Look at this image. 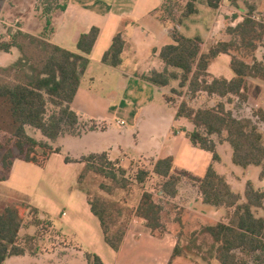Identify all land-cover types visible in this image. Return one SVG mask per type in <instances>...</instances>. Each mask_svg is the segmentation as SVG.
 I'll return each instance as SVG.
<instances>
[{
	"label": "crops",
	"instance_id": "crops-1",
	"mask_svg": "<svg viewBox=\"0 0 264 264\" xmlns=\"http://www.w3.org/2000/svg\"><path fill=\"white\" fill-rule=\"evenodd\" d=\"M16 2L13 0L11 6L3 0L0 5V41L8 40L16 30L34 35L42 30L44 20L36 13L34 5L28 3L24 9L23 3L21 6ZM163 2L69 0L65 10L54 15V31L47 39L72 52L80 53L77 49L80 34L93 27L98 29L91 52L86 55L88 66L70 104L81 121L93 123L96 128L80 135H60L53 143L60 147V152L52 153L43 166L14 159L8 176L0 181V212L5 204L16 205L17 200L23 199L38 210L40 219L50 223L49 227L63 240L57 242L62 243L57 247L48 246L49 249L38 253L8 257L3 264H87L85 252L97 254L104 264H167L177 243V231L172 225L180 226L178 218L183 228L191 221L199 224L194 232L205 224L226 222L234 211L233 206L215 207L204 203L197 186L183 179L178 186V194L166 206L172 215L166 222L167 231L162 235L152 233L146 227V221L133 211L123 241L119 249L114 250L104 241L100 222L90 210L87 191L78 186V177L85 167V163L79 160L91 153H105L109 161L125 170L132 169L138 160L149 162L148 173L157 179L160 178L153 169L158 159L172 157L175 171H186L196 177H203L212 165L226 178L231 190L240 195V202L246 201L248 182L255 190L264 193L262 167L234 165L228 143L217 146L218 161L213 160L211 152L191 144L186 132L192 129V124L185 118H175L183 96L166 99V96H171V89H178L177 79L171 80L167 86L158 87L143 78L152 70L164 69L161 49L174 44L168 25L163 21ZM249 8H253L257 15L264 14V0H236L235 4L231 0H222L216 10L198 4V12L184 19L177 28L187 36L199 35L203 40L201 52L206 53L218 39L229 38L224 32L226 26L235 27L241 23ZM118 32L124 40V47L122 64L114 67L102 62V57ZM19 57L20 52L15 47L9 52L0 51V66H9ZM255 57L264 64V39ZM230 60L229 55L218 54L207 72L212 77L231 80L234 73ZM246 80V100L239 102L236 97L227 107L236 117L256 120L254 112L260 110L264 113V79L247 77ZM259 126L263 130L264 122H259ZM65 157L74 161L66 162ZM58 169L63 179L65 174L66 177L71 174L67 171H73V183L57 201L40 191V187L47 177L46 187L52 188ZM58 189L56 186L57 192ZM33 202L36 205H32ZM253 212L264 218V198ZM35 232L33 225L23 223L20 236ZM204 237L208 240L207 236ZM179 259L177 257L173 264ZM182 263L219 264L213 257L194 261L184 258Z\"/></svg>",
	"mask_w": 264,
	"mask_h": 264
},
{
	"label": "trees",
	"instance_id": "trees-1",
	"mask_svg": "<svg viewBox=\"0 0 264 264\" xmlns=\"http://www.w3.org/2000/svg\"><path fill=\"white\" fill-rule=\"evenodd\" d=\"M39 1L42 10L40 16L44 20L40 33L34 35L16 30L8 36V40L0 41V51L9 52L15 47L20 52V57L13 64L0 66V181L8 176L14 159L43 166L52 153L60 152V147L53 144L60 135H80L96 128L93 123L81 121L70 104L88 66L86 55L91 52L98 29L93 27L80 34L77 40L80 53L61 48L47 38L54 31V15L64 11L69 0ZM7 2L13 6V0ZM221 2L164 0L161 13L174 44L161 49L164 69L152 70L143 78L158 87L169 85L173 79L179 81L178 89H171V96H166V99L183 96L175 118H185L192 124L186 136L193 146L211 152L213 160L218 161L217 146L228 143L234 165L243 168L261 166L264 174V128L262 130L259 126V122H264V113L260 110L254 112V120L236 117L227 107L236 97L239 102L246 100L247 77L264 79V64L255 57L264 39V14L257 15L253 8H249L241 23L235 27L226 26L224 32L229 38L218 39L206 53L201 52L203 40L199 35L187 36L177 28L184 19L198 12V4L216 10ZM231 2L235 4L236 0ZM123 47L124 40L118 32L103 55L102 62L114 67L121 65ZM220 53L230 56V68L234 73L231 80L215 78L207 72L209 64ZM50 107L53 110L50 111ZM38 135L42 138H38ZM96 160L109 165L110 170L97 165ZM65 161L74 160L65 157ZM79 162H84L85 167L78 177V183L89 171L115 183L112 186L100 184L99 188L108 194H112L115 188H124L128 183L126 170L116 167L105 153L82 156ZM153 172L160 178L156 187L160 196L143 192L133 210L146 221V227L152 233L162 235L167 231L163 211L169 200L178 194L182 180L188 179L197 186L204 203L215 207H234L226 222L205 224L191 233L194 239L200 235L208 238L207 255L202 258L213 257L219 264L264 263V218L253 212L254 207L261 205L263 192L255 190L248 182L246 201L240 202V195L231 190L226 178L217 173L212 165L203 177H196L186 171H175L172 157L158 159ZM145 177L147 172L140 171L136 181L142 183ZM88 203L100 222L104 241L112 249L118 250L127 222L123 227L112 230L117 223L113 219V207L118 215L121 210L100 197L90 198L89 195ZM30 209L35 217V223L31 225L39 229L33 235L24 236H20L23 218L18 207L7 203L0 212V264L11 256L36 253L38 248L34 242L41 239L43 229H47L50 223L40 219L36 208ZM177 221L182 228L181 220L178 218ZM181 234L177 233V243L167 264H173L176 257L182 256L178 244ZM84 255L87 264H104L95 253L85 252Z\"/></svg>",
	"mask_w": 264,
	"mask_h": 264
},
{
	"label": "rangeland",
	"instance_id": "rangeland-1",
	"mask_svg": "<svg viewBox=\"0 0 264 264\" xmlns=\"http://www.w3.org/2000/svg\"><path fill=\"white\" fill-rule=\"evenodd\" d=\"M22 3L24 4V7H22L24 9H26V6H28V3H31L32 5H34V9L36 10V13L41 14L42 10H41V5H40L39 0H36V1L35 0H24V2L23 0H17L16 2V4L18 5L20 4L21 6H23ZM51 110H53L52 107H50V111ZM29 132L31 131L29 130ZM38 138H42V137L38 135ZM142 162L144 164H150L149 162L147 163V162H144L143 160ZM95 163L99 166H103L105 170H110V166L105 164L104 162H100V160H96ZM132 169H129V170L127 169L128 171L126 170L125 178L128 180L127 185L124 188H115L112 194H108L105 191L101 190L99 186L101 183H105L111 186L115 185V183L92 171H89L88 173H86L82 181L78 183L79 187H81L82 189H84L85 191L89 193L90 198L100 197L101 199L105 200L109 204L114 205L121 210V214L118 215V212H116L115 207H113V212H114L113 219L114 221L116 220L117 223L112 228V230H115L116 228L120 226L123 227L126 224V222L128 223V219L132 215L133 210L135 209L137 203L139 202L141 194L145 192L146 190H154V189L156 190V187H158L159 185L160 179L153 177L149 173L147 177H145L144 182L138 183L136 181L137 174H139L140 171H145V170L139 169L137 173L135 174L134 172H132ZM72 172L73 171H67V173H71V174H69L67 177L65 174V176H63L64 177L63 179L61 177L62 172L60 171V169H58V171L56 172L57 177L54 178L53 187L52 188H50V186L46 187L48 183L46 182L47 177H45V179L43 180L41 184L40 191H43L45 195H47L48 197L57 199L58 201L59 197L63 194V192L70 186V184L73 183ZM56 186L59 187L58 192L56 191ZM16 202H17L16 206L19 209V213L23 218V223L28 224V225L34 224L35 217H34V214L31 212L30 206L27 204V202L23 199L17 200ZM32 205H36V204H34L33 202ZM171 216L172 215L170 213V210L166 207L162 215L165 226L167 225L166 222L170 219ZM41 220L45 221V219L43 218ZM34 227L37 230L38 227L36 226ZM172 227L175 228L177 233L182 232L181 237H179L178 239L179 241L178 244L182 249V256H180V259L178 260V262L175 261L176 264H184L182 263L184 258H186V260H193V261L196 259L205 260L202 257L204 255H207L206 251H207L208 244H209L208 240L203 235H200L195 239L194 237L191 236V232L194 229L198 228L199 224L191 221V223L188 224L186 227L184 226V228L183 227L180 228V226H176V224L172 225ZM43 232H46V231L43 229ZM52 233L53 232H51V234ZM156 234L158 235L159 233H156ZM52 240H54L52 238V235H48V236L44 235V236H41V239H37L34 242V244L38 248L36 253L43 251V249L51 248L52 246H50V243H52L51 242ZM60 244L62 243H57V244L55 243L53 247H57ZM48 246L50 247L48 248ZM184 254H186V256H184ZM187 255H190V257H188ZM176 259L177 257L174 260ZM253 264H256V263H253ZM259 264H264V263H259Z\"/></svg>",
	"mask_w": 264,
	"mask_h": 264
},
{
	"label": "built area",
	"instance_id": "built-area-1",
	"mask_svg": "<svg viewBox=\"0 0 264 264\" xmlns=\"http://www.w3.org/2000/svg\"><path fill=\"white\" fill-rule=\"evenodd\" d=\"M119 123H121L122 125L124 124V122L123 121H120ZM116 167H118V165H116V164H114ZM148 165L147 164H144L141 160H138L136 163H135V166L133 167V169H132V172H134L135 174L137 173V171L139 170V169H143V170H145V172H147V175H148V167H147ZM151 175V174H150ZM146 192H149V193H152V194H154L155 196H160V193L157 191V189L155 190H146ZM143 219V218H142ZM144 220V219H143ZM145 221V220H144ZM52 229L50 228V227H48L47 229H45V231L46 232H43L42 233V236H48V235H52V238L54 239V240H52L51 242L52 243H50V246H53V245H55V243H57V242H59V241H62L63 240V238L59 235V234H57V232H55V231H51ZM51 232H53L52 234H51ZM50 233V234H49ZM49 246V247H50Z\"/></svg>",
	"mask_w": 264,
	"mask_h": 264
}]
</instances>
